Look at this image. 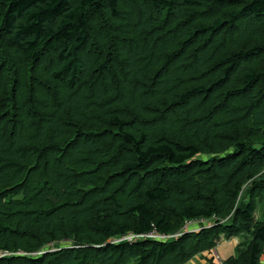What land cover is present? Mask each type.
<instances>
[{
  "label": "trees",
  "instance_id": "1",
  "mask_svg": "<svg viewBox=\"0 0 264 264\" xmlns=\"http://www.w3.org/2000/svg\"><path fill=\"white\" fill-rule=\"evenodd\" d=\"M0 8V264H262L264 0Z\"/></svg>",
  "mask_w": 264,
  "mask_h": 264
},
{
  "label": "crops",
  "instance_id": "2",
  "mask_svg": "<svg viewBox=\"0 0 264 264\" xmlns=\"http://www.w3.org/2000/svg\"><path fill=\"white\" fill-rule=\"evenodd\" d=\"M243 240L242 237H224L215 249L197 255L186 264H224L226 260L235 255L236 250L243 244ZM261 263L264 264V255Z\"/></svg>",
  "mask_w": 264,
  "mask_h": 264
},
{
  "label": "built area",
  "instance_id": "3",
  "mask_svg": "<svg viewBox=\"0 0 264 264\" xmlns=\"http://www.w3.org/2000/svg\"><path fill=\"white\" fill-rule=\"evenodd\" d=\"M191 224H195V226H201L199 228L198 231H201L202 229L208 227V223L201 220L199 222H194V223H187V227H191V230H189L188 233H192V232H198V231H194L192 228L195 227V226H192ZM176 238L179 237V234H173ZM172 237L171 236H168L166 234H158V232H152V233H149L147 235H136L134 233H129L127 235H123L121 238L119 239H116L115 242L116 243H120V242H129V243H134L138 240H141L142 238H147V239H154V240H167L168 238ZM114 242V240H113ZM18 254H21V253H10V252H3V251H0V259L1 258H4V257H9V256H12V255H18Z\"/></svg>",
  "mask_w": 264,
  "mask_h": 264
},
{
  "label": "rangeland",
  "instance_id": "4",
  "mask_svg": "<svg viewBox=\"0 0 264 264\" xmlns=\"http://www.w3.org/2000/svg\"><path fill=\"white\" fill-rule=\"evenodd\" d=\"M3 13H4L3 9L0 8V22H1V15H2ZM259 216H260V214L257 215V217H259ZM191 225H192V226H195V224H191ZM214 226H215V224L212 225V224H210V222H209L207 228H212V227H214ZM199 228H200L199 226H195V227H193L192 229H193L194 231H198ZM205 229H206V228H205ZM203 230H204V229H203ZM203 230H201V231H203ZM201 231H200V232H201ZM198 233H199V232H198ZM168 236H171V234H168ZM180 237H181V236H179V237L176 238L174 235H172V237L168 238L167 240H162V241L167 242V241L177 240V239H179ZM224 237H225V238H228V237H226L224 234H221L220 236H218V237L216 238V240H217L216 243L218 244V243H219ZM232 238H233V237H232ZM110 241L112 242V240H110ZM157 241H159V240H157ZM51 247L54 248L53 245H51ZM212 250H213V249H212ZM212 250H211V251H212ZM237 251H238V250H236L235 255L237 254ZM235 255H234V256H235Z\"/></svg>",
  "mask_w": 264,
  "mask_h": 264
},
{
  "label": "clouds",
  "instance_id": "5",
  "mask_svg": "<svg viewBox=\"0 0 264 264\" xmlns=\"http://www.w3.org/2000/svg\"><path fill=\"white\" fill-rule=\"evenodd\" d=\"M209 224V223H208ZM201 227V226H200ZM205 229V228H204ZM198 232H200V231H198ZM198 232H192V233H198Z\"/></svg>",
  "mask_w": 264,
  "mask_h": 264
}]
</instances>
